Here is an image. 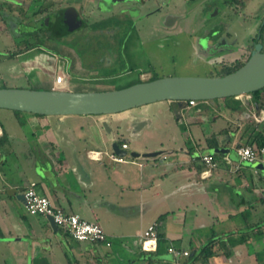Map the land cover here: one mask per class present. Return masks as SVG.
Returning <instances> with one entry per match:
<instances>
[{
	"label": "crops",
	"instance_id": "1",
	"mask_svg": "<svg viewBox=\"0 0 264 264\" xmlns=\"http://www.w3.org/2000/svg\"><path fill=\"white\" fill-rule=\"evenodd\" d=\"M237 99L242 102L237 111L232 110L236 103L224 98L205 102L201 110L198 102L179 106L176 101L191 111V125L197 126L187 135L154 136L143 124L126 131L119 121L144 116L132 112H6L4 121L0 115V264H259L264 169L242 160L237 147L250 145L253 130L264 132V123L253 118L258 111L251 96ZM109 115L118 124L115 132L110 123L107 135L103 123ZM218 117L224 120L212 127L218 144L211 147L203 125H213ZM70 118L88 119V129L83 124L68 127ZM224 129L228 132L219 133ZM114 140L128 144L129 153L159 154L118 161L111 156ZM210 153L222 154L212 169L202 160ZM31 183L66 212L100 223L108 240H77L64 228L56 230L48 216L32 214L25 198ZM154 223L159 239L146 248L142 234ZM210 243L216 254L204 261L202 249ZM172 246L189 255H175Z\"/></svg>",
	"mask_w": 264,
	"mask_h": 264
},
{
	"label": "rangeland",
	"instance_id": "2",
	"mask_svg": "<svg viewBox=\"0 0 264 264\" xmlns=\"http://www.w3.org/2000/svg\"><path fill=\"white\" fill-rule=\"evenodd\" d=\"M44 1L55 2L48 10L53 19L21 25L36 23L33 17L24 18L22 7L35 12ZM99 5V0H0V87L109 91L165 76H221L224 64L249 56L256 39L264 41V0H108L103 1V11ZM70 6L79 10L84 25L61 27ZM28 45L34 47L18 51ZM59 75L64 82L53 83ZM221 99L197 100L198 110L205 102ZM6 110L0 108L1 117L22 112ZM129 112L144 116L119 121L126 131L143 124L154 136L187 135L191 127L197 128L191 125V111L177 107L174 100L119 113ZM217 119L203 125L212 140V127L224 120ZM110 123L116 130L118 122L109 115ZM82 124L87 130L88 119L68 120V127ZM55 127L61 130L56 120ZM103 130L110 135L106 127Z\"/></svg>",
	"mask_w": 264,
	"mask_h": 264
},
{
	"label": "water",
	"instance_id": "3",
	"mask_svg": "<svg viewBox=\"0 0 264 264\" xmlns=\"http://www.w3.org/2000/svg\"><path fill=\"white\" fill-rule=\"evenodd\" d=\"M67 26H80L77 10L67 12ZM264 88V43L257 42L248 61L236 71L221 76H165L141 81L131 86L109 91H66L58 89H30L21 87H0V108L48 116L115 114L142 105L163 100L177 101L179 106L191 99L212 100L252 93ZM109 132L112 128L103 123ZM115 154L121 157H154L159 152L129 151L114 140L111 144ZM213 148V152H221ZM256 167L264 169L261 163ZM52 226L58 225L48 216Z\"/></svg>",
	"mask_w": 264,
	"mask_h": 264
},
{
	"label": "built area",
	"instance_id": "4",
	"mask_svg": "<svg viewBox=\"0 0 264 264\" xmlns=\"http://www.w3.org/2000/svg\"><path fill=\"white\" fill-rule=\"evenodd\" d=\"M56 83H63L64 77L59 75L55 79ZM197 100L191 99L188 101L190 105H196ZM254 120L257 124L264 123V107L259 112L254 113ZM1 133V130H0ZM123 148L127 149L128 144H123ZM237 151L242 160L256 163L262 161L264 164V147L259 148L257 145H240L237 147ZM113 159L118 161L125 160V157L118 156L113 153L111 155ZM202 160L206 165L212 169L217 167V161L214 154L202 155ZM25 198L27 202V208L32 214H42L45 216H52L61 228H64L69 234L80 241H107V232L104 227L95 221H89L84 219L81 215L76 213H69L62 208L56 206L52 199L47 195L40 194L36 189V183H31L27 191L25 192ZM144 247L150 248L153 243H157L159 239L158 224L154 223L150 225L142 234ZM151 246H148V245ZM170 251L177 256L189 255L187 250H179L176 247H170Z\"/></svg>",
	"mask_w": 264,
	"mask_h": 264
},
{
	"label": "trees",
	"instance_id": "5",
	"mask_svg": "<svg viewBox=\"0 0 264 264\" xmlns=\"http://www.w3.org/2000/svg\"><path fill=\"white\" fill-rule=\"evenodd\" d=\"M54 3L55 2L52 1L49 5L52 6V5H54ZM49 8H50V6L44 4L35 12L28 13L29 8L22 7L21 12H22V15L24 16V18L33 17V16L40 17L42 14L47 12L49 10ZM11 12H12V9L10 8V15H11ZM263 31H264V27L262 29V32ZM257 42H261V39H259V38L256 39V43ZM262 43H264V41H262ZM33 47H34L33 45H28L27 47H24V49L21 48L18 51L22 52L24 50H29ZM254 47H255V45H254ZM250 56H251V53L249 54V56H247V55L242 56V57L237 58L236 60L232 61L231 63L224 64V70L225 71L222 75H226V74L231 73L233 71H236L237 69L242 67L248 61ZM249 94L252 97L253 101L255 102V104H256L255 107L257 108V111L259 112L260 109H262L264 107V88L257 90V91H254V92L249 93ZM237 97L238 96H235V97L232 96V97L224 98L225 101L234 102V104L236 103L234 106H232L233 111H237V110H239V108H241L242 102L240 100H238ZM223 132H228V130L224 129L219 133H223ZM217 135H218V133L214 134L213 140L208 138V144L211 147H217V144H218V142H217L218 136ZM250 145H257L259 148H263L264 147V132L263 131H257L256 129L253 130V132L251 134ZM214 156L216 158L215 154H214ZM216 161H217V158H216ZM160 241H161V239H160ZM211 243L202 249V256H203L204 261H209V259L216 254V251L213 249V246L211 245ZM233 244H234V242H233ZM225 253L227 255H231L232 254L231 248L228 251L225 250ZM196 257L197 256L195 255L194 258H196ZM258 260H259V264H264V252H262L260 255H258Z\"/></svg>",
	"mask_w": 264,
	"mask_h": 264
},
{
	"label": "flooded vegetation",
	"instance_id": "6",
	"mask_svg": "<svg viewBox=\"0 0 264 264\" xmlns=\"http://www.w3.org/2000/svg\"><path fill=\"white\" fill-rule=\"evenodd\" d=\"M103 1H107L108 2V0H99V2H100V5H99V7H100V9L102 10V7H103ZM18 2H20V1H18ZM52 2V1H51ZM50 2V3H51ZM46 2L44 1V4H45ZM19 4H21V2L19 3ZM18 4V5H19ZM31 5V4H30ZM29 5V6H30ZM47 5V4H46ZM49 6V5H48ZM70 7H74L76 10H77V12H78V18L79 19H81V15H80V12H79V10L75 7V6H70ZM70 7L67 9V7L65 8V10H64V18H63V20H61L59 23H60V25H61V27H67L68 29H70L68 26H67V24H66V17H67V12H68V10L70 9ZM19 10H20V8H19ZM110 9H109V7H108V9H106V10H104V12H106V11H109ZM103 11V10H102ZM46 14V15H45ZM47 16V17H46ZM42 17H45V20H43L42 19ZM33 18L35 19V21H36V23H33V24H21V25H25V26H32V25H34V24H39L41 21H47L46 19H53V17L51 18L50 17V15L48 14V11L47 12H45L44 14H42L40 17H36V16H33ZM83 19H81V21H82ZM81 25H84V22L82 21V24ZM41 32H37L36 34H35V36H37L38 34H40ZM31 35H33V34H31ZM34 36V35H33ZM34 36V37H35ZM144 74H146V73H142V76L144 75ZM144 81H147V80H144Z\"/></svg>",
	"mask_w": 264,
	"mask_h": 264
},
{
	"label": "bare ground",
	"instance_id": "7",
	"mask_svg": "<svg viewBox=\"0 0 264 264\" xmlns=\"http://www.w3.org/2000/svg\"><path fill=\"white\" fill-rule=\"evenodd\" d=\"M148 246H151L150 244Z\"/></svg>",
	"mask_w": 264,
	"mask_h": 264
}]
</instances>
